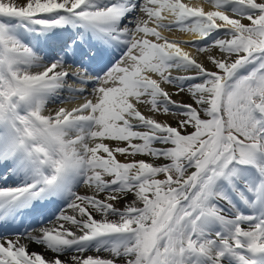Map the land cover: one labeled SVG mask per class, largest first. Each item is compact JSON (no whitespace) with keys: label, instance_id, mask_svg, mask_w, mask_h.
I'll use <instances>...</instances> for the list:
<instances>
[{"label":"snow or ice","instance_id":"snow-or-ice-1","mask_svg":"<svg viewBox=\"0 0 264 264\" xmlns=\"http://www.w3.org/2000/svg\"><path fill=\"white\" fill-rule=\"evenodd\" d=\"M0 264H264V0H0Z\"/></svg>","mask_w":264,"mask_h":264},{"label":"bare ground","instance_id":"bare-ground-1","mask_svg":"<svg viewBox=\"0 0 264 264\" xmlns=\"http://www.w3.org/2000/svg\"><path fill=\"white\" fill-rule=\"evenodd\" d=\"M72 106H74V105H66V107H72Z\"/></svg>","mask_w":264,"mask_h":264}]
</instances>
